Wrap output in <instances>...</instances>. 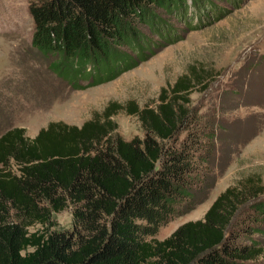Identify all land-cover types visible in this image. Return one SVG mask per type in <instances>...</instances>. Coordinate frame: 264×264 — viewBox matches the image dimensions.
Returning a JSON list of instances; mask_svg holds the SVG:
<instances>
[{
  "label": "trees",
  "instance_id": "16d2710c",
  "mask_svg": "<svg viewBox=\"0 0 264 264\" xmlns=\"http://www.w3.org/2000/svg\"><path fill=\"white\" fill-rule=\"evenodd\" d=\"M207 0H28L33 44L78 87L118 76L176 36L163 11L192 23ZM194 17V18H195ZM143 25L150 28L148 33ZM157 34L161 39L153 38ZM127 46L128 48H123ZM81 79L87 80L81 83ZM181 75L155 106L132 101L144 135L126 139L110 101L81 125L0 133V264H264V182L229 185L203 218L156 237L214 183L213 120L193 110ZM71 207L73 227L51 229Z\"/></svg>",
  "mask_w": 264,
  "mask_h": 264
},
{
  "label": "rangeland",
  "instance_id": "374dc122",
  "mask_svg": "<svg viewBox=\"0 0 264 264\" xmlns=\"http://www.w3.org/2000/svg\"><path fill=\"white\" fill-rule=\"evenodd\" d=\"M204 6L197 18L191 9L192 23L163 11L176 29L174 39L113 79L78 87L60 76L58 67L51 68L56 54L45 55L33 44L28 0H0V133L18 125L35 136L51 120L80 125L117 101L124 105L112 116L117 131L126 139L143 136L138 115L128 112L130 103L155 106L163 89L170 92L187 74L192 109L214 121L215 155L210 165L215 180L204 198L176 213L156 237L203 218L229 185L251 174L264 182V0H207ZM142 27L150 32L147 25ZM53 222L51 229H71L72 208L55 212ZM256 235L264 244V234ZM259 262L264 263V252Z\"/></svg>",
  "mask_w": 264,
  "mask_h": 264
},
{
  "label": "crops",
  "instance_id": "0c3cea01",
  "mask_svg": "<svg viewBox=\"0 0 264 264\" xmlns=\"http://www.w3.org/2000/svg\"><path fill=\"white\" fill-rule=\"evenodd\" d=\"M79 125V124H78ZM81 125V124H80Z\"/></svg>",
  "mask_w": 264,
  "mask_h": 264
}]
</instances>
